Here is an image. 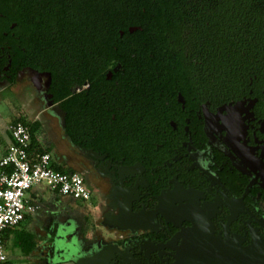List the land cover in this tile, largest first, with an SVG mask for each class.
Returning <instances> with one entry per match:
<instances>
[{
	"label": "flooded vegetation",
	"instance_id": "af4514ba",
	"mask_svg": "<svg viewBox=\"0 0 264 264\" xmlns=\"http://www.w3.org/2000/svg\"><path fill=\"white\" fill-rule=\"evenodd\" d=\"M139 2L0 0V92L90 193L51 205L44 262L264 264V0H217L240 70L210 89L204 0Z\"/></svg>",
	"mask_w": 264,
	"mask_h": 264
},
{
	"label": "built area",
	"instance_id": "2783aa9c",
	"mask_svg": "<svg viewBox=\"0 0 264 264\" xmlns=\"http://www.w3.org/2000/svg\"><path fill=\"white\" fill-rule=\"evenodd\" d=\"M13 143L0 158V264H8L5 251L6 229L19 226L39 207L26 200L29 190L46 185L61 197L88 202L90 193L79 174H64L53 168L50 154L29 152L28 127L18 122L10 126Z\"/></svg>",
	"mask_w": 264,
	"mask_h": 264
},
{
	"label": "trees",
	"instance_id": "16d2710c",
	"mask_svg": "<svg viewBox=\"0 0 264 264\" xmlns=\"http://www.w3.org/2000/svg\"><path fill=\"white\" fill-rule=\"evenodd\" d=\"M174 1H179V0H172V3H171L172 5L175 4ZM192 1L193 3L195 2V0H192ZM154 2L156 3L152 4L151 0H140L139 2L140 3V9H139L140 14H142L143 12H154V11L164 12L166 10V9L164 10L166 0H154ZM216 4H217V0H204V10H203V15H202L205 49L208 48L207 53L205 52L204 64H203V82H204V87L207 89H210L213 86V84L216 82L217 76H221L222 84L228 85V81L231 80V77H233L234 75L236 76L237 75L236 72L240 70L239 65L237 64L236 61L239 60L238 58L240 59L243 58L242 52L239 53L240 57H238L239 55L235 53V56L233 57L234 60L232 58H228L230 63L235 61L236 62L235 65H227V64L221 63L220 61H218L219 62L218 63L215 58V55L210 51L212 50L213 43L215 42L213 40V37H219L221 35V32H223L222 27L219 26L217 23L218 19H217V16L215 15ZM227 12L228 11H224L225 14ZM155 21L156 23L153 22L149 17L141 16L139 20V25L140 27L145 28V29H149V28L159 29V28L165 27L164 24L162 25L164 21L163 18L158 21L157 20ZM141 35H145V34L141 33ZM225 36H227V33H225ZM236 37L239 38L240 40L244 39V37L242 36H236ZM217 39L219 40L220 38H217ZM18 122L24 124L27 127H30L27 123H25L21 119L16 120L15 122H13V124H16ZM29 152L33 156L49 154V151L38 149L35 145L30 146ZM53 168L60 173L72 174L68 170L58 165H53ZM4 241H5V236H4Z\"/></svg>",
	"mask_w": 264,
	"mask_h": 264
},
{
	"label": "crops",
	"instance_id": "0c3cea01",
	"mask_svg": "<svg viewBox=\"0 0 264 264\" xmlns=\"http://www.w3.org/2000/svg\"><path fill=\"white\" fill-rule=\"evenodd\" d=\"M12 124L13 122L9 124L8 131L6 132L5 136L0 138V158L6 155L9 146L13 143L10 131V126ZM54 165L57 164L54 163ZM45 189H47L46 185L45 187L40 185L36 187L35 191L32 192L29 196L26 195V200L29 203L40 207L35 214L27 215L26 219L22 222L24 224L27 223L28 229L31 230L30 232L25 234L27 235V237L30 236L29 244H31L32 248L28 251V253L23 254L19 257H15L14 260H11L10 257L7 256L8 264H13L12 262L16 261L15 259L19 260L20 264H45V258L42 251L46 242H48V240H50L51 236L53 235L51 229H49L51 223V221L49 220L50 210L52 207L51 205L54 204V201L59 196L55 192L51 191L53 193V196L50 199H45L43 197ZM21 224L19 226H21ZM10 235V228L6 229L4 234L5 244L8 240V236Z\"/></svg>",
	"mask_w": 264,
	"mask_h": 264
},
{
	"label": "rangeland",
	"instance_id": "374dc122",
	"mask_svg": "<svg viewBox=\"0 0 264 264\" xmlns=\"http://www.w3.org/2000/svg\"><path fill=\"white\" fill-rule=\"evenodd\" d=\"M21 96H12L6 92H0V138L5 136L8 131L9 124L13 121L20 120V110H21ZM45 187V185H42ZM36 188H33L27 192L29 196ZM53 196L51 190L47 187L43 193L45 199H50ZM91 209V207H90ZM93 209V208H92ZM91 209V210H92ZM27 223H22L21 226L10 228L11 235L8 236V240L5 244V251L8 257L11 260H14L15 257H19L23 254L28 253L31 250V244H29V237L25 233L30 232L28 229ZM5 243V241H4ZM24 252V253H23ZM13 264H20V261L15 259Z\"/></svg>",
	"mask_w": 264,
	"mask_h": 264
},
{
	"label": "water",
	"instance_id": "95a60500",
	"mask_svg": "<svg viewBox=\"0 0 264 264\" xmlns=\"http://www.w3.org/2000/svg\"><path fill=\"white\" fill-rule=\"evenodd\" d=\"M50 264H54V261L50 262ZM74 264H107L106 261L102 260V256L100 253L94 257V259H83L80 258L78 261H76Z\"/></svg>",
	"mask_w": 264,
	"mask_h": 264
}]
</instances>
